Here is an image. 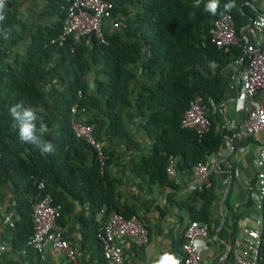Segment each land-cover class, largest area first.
Masks as SVG:
<instances>
[{"label": "trees", "instance_id": "16d2710c", "mask_svg": "<svg viewBox=\"0 0 264 264\" xmlns=\"http://www.w3.org/2000/svg\"><path fill=\"white\" fill-rule=\"evenodd\" d=\"M46 1V15L57 20L30 34L21 54L15 49L23 31L15 11L10 10L12 1L0 13L5 17L0 21V199L3 186L10 183L21 215L12 228L16 249H20V240L25 244L32 234L31 208L45 194L61 205L57 220L60 227L75 218L77 206L82 207L77 219L84 228V243L94 249L93 254L98 253V264H106L97 237L102 222L111 212L125 218L136 215L130 208L117 206L116 181L108 168L118 160L119 153L106 140L117 139L127 147L135 144L126 122L141 120L148 139L153 141V152L131 166L139 187L149 191L153 186L170 185V159L180 158V168L187 170L207 163L227 133L217 128L221 113H212L211 109L225 100L229 65L241 60L242 65L245 63L241 47L229 53L217 50L210 30L217 19L230 14L241 38L256 13L249 6L251 0H219L215 15L205 10L210 0H200L198 5L197 0H107L113 7L108 21L116 22L118 28L111 30L107 21L103 23L105 44L93 36L79 41L69 37L52 44L72 0ZM228 3L235 7L225 12ZM6 30L8 39L4 38ZM136 66L143 79L137 91L131 88L137 79ZM93 67L98 70L91 81ZM48 82L59 86L53 99L44 90ZM195 95L207 105L210 124L209 131L201 136L180 126ZM21 102L25 107L41 109L39 114L48 127L42 138L54 145L53 153L42 155L35 146L20 142L8 108ZM75 103L86 108L81 121L93 126V137L101 144L105 156L102 171L95 149L71 129L70 109ZM38 183H43L42 190L37 188ZM209 183L178 203L189 220L209 224L214 201L211 177ZM249 200L251 204L253 200ZM100 214L101 223L97 221ZM259 215L263 243L258 263L264 264V202Z\"/></svg>", "mask_w": 264, "mask_h": 264}, {"label": "crops", "instance_id": "0c3cea01", "mask_svg": "<svg viewBox=\"0 0 264 264\" xmlns=\"http://www.w3.org/2000/svg\"><path fill=\"white\" fill-rule=\"evenodd\" d=\"M46 4V0H12L10 10L15 11L16 19L22 25L19 27L23 31V39L15 52L21 53L24 50L30 34L57 20L56 16L46 15ZM249 6L255 9L256 15L264 12V0H251ZM107 22L106 26L114 30L111 23ZM256 33L249 24L243 29L241 37L252 39ZM97 70L98 67H93L91 81ZM242 71L243 66L234 63L229 65L226 71L229 79L224 89L225 100L221 106H213L211 109L212 113L215 110L221 113L217 128L227 133L220 149L207 160L210 177L214 181V201L210 210L208 235L197 239L202 256L200 264H237V259L243 257L244 253V230L257 228L261 219L255 203L251 201L250 204L249 199H252L251 195L255 189V159L264 134L249 136L240 141L235 137L236 128L245 117L243 107H247L250 102V99L243 98L240 92L239 77ZM135 74L137 79L131 83V88L137 91L143 81L139 66L135 67ZM57 88L59 86L54 82H48L44 86L49 99L54 98ZM126 124L135 144L127 147L120 140H106L107 145H111L119 153L118 160L109 166L108 171L110 177L116 181L117 206L135 211L148 232V242L139 246L126 240L123 244L125 264H156L167 254L174 255L182 264L181 242L189 217L178 203L184 202L195 190H199L200 182L192 170L180 168V158H174L175 177L168 176L171 182L169 186H153L151 191L140 188V181L132 172L131 163L148 157L153 152V141L148 139L140 119L127 121ZM14 191L10 183L2 188L0 246H6V250L0 255V264H71L65 255L52 252L50 247L44 252V260L26 249L22 240L17 245L20 249L14 247L12 228L14 223L21 220ZM76 208L75 218L62 227L65 238L75 252L76 261L72 264H98V253L93 254L94 249L84 243V228L77 219L82 207ZM97 221L101 223V214Z\"/></svg>", "mask_w": 264, "mask_h": 264}, {"label": "built area", "instance_id": "2783aa9c", "mask_svg": "<svg viewBox=\"0 0 264 264\" xmlns=\"http://www.w3.org/2000/svg\"><path fill=\"white\" fill-rule=\"evenodd\" d=\"M12 0H4V6ZM112 4L107 0H72L67 8L66 17L59 35L50 43H63L71 37L79 41L82 37L93 36L100 43L105 44L102 25L111 20ZM112 28H118L116 22H111ZM250 26L257 33L252 39L239 38L233 25L230 14H224L214 22L210 30L211 42L217 50L229 53L233 48H242L245 63L235 61V65L243 66L239 77L240 92L243 98L250 99L248 106H244L245 117L236 128L235 137L238 141L249 136L264 134V12L258 13L250 22ZM78 97L81 93L78 92ZM70 126L74 135L83 139L97 152L100 170L104 166L105 156L101 144L93 137V126L85 125L81 120L85 117L86 108L75 103L71 109ZM207 105L199 95H195L188 108L182 115L180 126L182 129L193 130L199 136L209 131V121L206 116ZM256 177L252 200L256 209L261 212L264 202V140L255 159ZM194 176L200 182V189L208 187L210 170L207 163H198L192 169ZM167 175L175 177L174 160L170 159ZM37 188L42 190L43 183ZM31 222L33 232L25 242L26 249L36 253L44 260V252L50 247L54 253H61L69 260L75 262L76 256L73 248L64 236L62 227L57 220L61 215V205L54 203L50 195L45 194L32 205ZM262 220L259 219L257 228L244 230L243 257L237 259V264H259L260 251L263 243L261 236ZM208 225L189 220L183 230V264H200L202 260L197 239L208 235ZM101 245L102 254L109 264H125L123 244L130 240L134 245L143 246L148 242V232L138 216L125 218L111 212L102 222V228L97 235ZM6 246H0V255ZM24 252V251H23Z\"/></svg>", "mask_w": 264, "mask_h": 264}, {"label": "clouds", "instance_id": "9594fccd", "mask_svg": "<svg viewBox=\"0 0 264 264\" xmlns=\"http://www.w3.org/2000/svg\"><path fill=\"white\" fill-rule=\"evenodd\" d=\"M200 0H197V5ZM219 7V0H210L206 5V11L216 14ZM235 7L234 3H228L224 6V11H231ZM4 9V0H0V13ZM5 19L4 15L0 14V21ZM4 38L8 39L7 30L4 32ZM41 109L38 107H25L23 102L12 105L8 108L9 115L14 121V127L18 130L20 142L35 146L42 155L51 154L54 152V145L50 141L42 138L43 134L48 132L47 125L43 122L40 116ZM156 264H180V260L174 255L167 254L160 258Z\"/></svg>", "mask_w": 264, "mask_h": 264}, {"label": "rangeland", "instance_id": "374dc122", "mask_svg": "<svg viewBox=\"0 0 264 264\" xmlns=\"http://www.w3.org/2000/svg\"><path fill=\"white\" fill-rule=\"evenodd\" d=\"M22 52H23V51H21V53H22ZM21 53H20V54H21Z\"/></svg>", "mask_w": 264, "mask_h": 264}]
</instances>
